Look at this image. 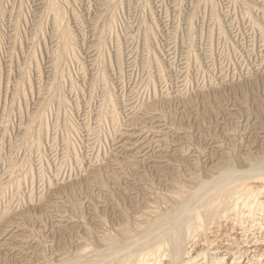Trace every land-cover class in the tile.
Returning a JSON list of instances; mask_svg holds the SVG:
<instances>
[{
	"label": "rangeland",
	"instance_id": "1",
	"mask_svg": "<svg viewBox=\"0 0 264 264\" xmlns=\"http://www.w3.org/2000/svg\"><path fill=\"white\" fill-rule=\"evenodd\" d=\"M263 177L264 0H0V264H264Z\"/></svg>",
	"mask_w": 264,
	"mask_h": 264
},
{
	"label": "bare ground",
	"instance_id": "2",
	"mask_svg": "<svg viewBox=\"0 0 264 264\" xmlns=\"http://www.w3.org/2000/svg\"><path fill=\"white\" fill-rule=\"evenodd\" d=\"M253 168H254V167H253ZM253 168H252V169H253ZM249 169H250V168H249ZM252 169H250V170H252ZM253 170H254V171H253V173H254V172H255L256 170H258V169L255 168V169H253ZM226 171H227V169L224 170L222 173H224V172L226 173ZM232 171H233V169H232ZM248 172H249V171H248ZM258 172H259V171H258ZM222 173L219 174V175H221V178H223V176L225 175V174L223 175ZM251 173H252V171H251ZM253 173H252V175H253ZM261 173H262V172H261ZM226 174H227V173H226ZM232 174H233V172H232ZM243 174H244V173H243ZM262 174H263V173H262ZM227 175H228V174H227ZM227 175H226V176H227ZM244 175H245V174H244ZM238 176H239V175H238ZM238 176H237V177H238ZM241 176H242V175H241ZM247 176H248V175H247ZM247 176H246V177H247ZM257 176H258V175H257ZM235 177H236V176H235ZM219 178H220V176H219ZM221 178H220V179H221ZM227 178H228V177H227ZM263 178H264V177H263ZM215 179H216V178H215ZM215 179H214V180H215ZM220 179H217V180H220ZM228 179H229V178H228ZM249 179H250V177H249ZM229 180H230V179H229ZM229 180H228V181H229ZM233 180H234V179H233ZM233 180H232V182H233ZM235 180H238V178L235 179ZM243 180H244V179H243ZM207 181H208V180H207ZM207 181L205 180L204 182H207ZM210 181H213V180H210ZM210 181H209V182H210ZM209 182L207 183V185L209 184ZM230 182H231V180H230ZM237 182H238V181H237ZM240 182H241V181H240ZM210 183H211V182H210ZM217 183H218V182H217ZM217 183H216V184H217ZM221 183H223V182H221ZM233 183H234V182H233ZM212 184H214V182H213ZM230 184H231V183H230ZM202 185H203V184H202ZM202 185L200 186V188L203 187ZM207 185H206V186H207ZM209 185H210V184H209ZM221 185H222V184H221ZM228 185H229V184H228ZM206 186H205V187H206ZM218 186H220V183H219ZM218 186H216L218 189H221V188H222V186H220L221 188L218 187ZM205 187H204V188H205ZM207 187H208V186H207ZM214 187H215V186H214ZM224 187H225V186H224ZM180 188H181V187H180ZM210 188H211V190H210ZM210 188H209L210 191H208V194H209V195H210L211 192H214V190H218L217 188L214 189L212 186H211ZM212 188H213V189H212ZM207 190H208V189H207ZM244 190H245V189H244ZM250 190H251V189H250ZM247 191H248V190H247ZM254 191H255V190H254ZM195 192H196V191H195ZM195 192H194V193H195ZM201 192H202V191H201ZM201 192H199V193H201ZM229 192H231V190L228 189L227 193H229ZM255 192H256V191H255ZM256 193H257V192H256ZM256 193H255V194H256ZM182 194H183V193H182ZM206 194H207V192H206ZM206 194H205V195H206ZM216 194H217V193H216ZM216 194H215V193H212L208 199L214 198V200H215V199H216V198H215ZM249 194H250V193H249ZM178 195H179V194H178ZM193 195H194V194H193ZM195 195H196V194H195ZM209 195H207V196H209ZM237 195H238V194H237ZM237 195H236V198H237ZM246 195H247V194H246ZM246 195H245V196H246ZM256 195H257V194H256ZM256 195H255V196H256ZM240 196H241V195H240ZM240 196H238V197H240ZM241 197H242V196H241ZM250 197H251V196H250ZM188 198H189V197H188ZM193 198H194V197H193ZM204 198H205V197H203L202 199H204ZM233 198L236 199L235 197H233ZM233 198H232V199H233ZM254 198H255V197H254ZM200 199H201V198H200ZM208 199H207V200H204V204H203L202 206L200 205V208H204V211H206V212L203 213V212H201V211H195V212L193 213V215H192V219H195V222H196V223H195V224H196L195 226H197V227H198V226L201 227V225H202V221L204 222V220H203V216H204V214L209 215V213L211 212V210H212V208H213V203H212L210 200H208ZM239 199H240V198H239ZM239 199H238V200H239ZM250 199H251V198H250ZM252 199H253V197H252ZM242 200H243V199H242ZM248 200H249V199H248ZM257 200H258V199H257ZM181 201H182V200H181ZM186 201H187V199H186ZM189 201H190V200H189ZM189 201H187V202L189 203ZM198 201H199V199H198ZM231 201H232V200H231ZM240 201H241V200H240ZM240 201H239V202H240ZM245 201H246V200H245ZM200 202H203V201H200ZM251 202H252V201H251ZM255 202H256V201H255ZM195 203H196V202H195ZM197 203H198V202H197ZM197 203H196V204H197ZM227 203H228V201L226 200V201H225V204H227ZM247 203H249V201H248ZM190 204H191V203H190ZM196 204H195V205H196ZM198 204H199V203H198ZM260 204H261V203H260ZM237 205H241V204H237ZM245 205H246V203H245ZM186 206H187V204L184 203V205H182L181 208H185ZM227 206H229V205H227ZM243 206H244V205H243ZM250 206H251V205H250ZM187 207H190V206H187ZM193 208H194V207H193ZM190 209H191V208H190ZM237 209H238V208H237ZM187 210H189V209H186V211H187ZM191 210H192V209H191ZM189 211H190V210H189ZM185 213H186V212H185ZM187 213H188V212H187ZM187 213H186V215H187ZM218 214H219V213H218ZM161 216H163V215H161ZM165 216H166V215H165ZM168 216H170V215H168ZM211 216H212V215H211ZM163 217H164V216H163ZM179 217H180V216H179ZM212 217H213V216H212ZM170 218H171V217H170ZM182 218H183V216H181L180 219H182ZM188 218H189V217H188ZM161 219H162V218H161ZM165 220H166V218H165ZM165 220H164V222H165ZM170 220H172V218H171ZM182 220H185V219H182ZM157 221H158V220H157ZM153 222H154V221H153ZM160 222H161V221H160ZM164 222H163V223H164ZM184 222H185V221H184ZM193 222H194V221H192V223H193ZM163 223H162V224H163ZM190 223H191V222H190ZM192 223H191V224H192ZM150 224H151V223H150ZM155 224H156V223H155ZM184 224H185V223H184ZM206 224H207V223H206ZM206 224H205V225H206ZM148 225H149V224H148ZM156 225H157V224H156ZM186 225H187V224H186ZM205 225H204V226H205ZM154 226H155V225H154ZM159 226H161V224H160ZM159 226H158V227H159ZM182 226H183V225H182ZM188 226H189V225H188ZM188 226H186V227H187V230L189 229ZM151 227H153V226H151ZM158 227H157V228H158ZM166 227L168 228V224L166 225ZM193 227H194V226H193ZM163 228H164V227H163ZM167 228H166V229H167ZM177 228H179V227H177ZM148 229H149V228H148ZM171 229H172V228H171ZM171 229H170V230H171ZM173 229H174V228H173ZM145 230H146V229H145ZM157 230H158V229H157ZM160 230H161V229H160ZM167 230H168V229H167ZM170 230H169V231H170ZM179 230H180V228H179ZM194 230H195V229H194ZM149 231H150V230H148V232H149ZM162 231H163V230H162ZM188 231H190V230H188ZM197 231H198V230H197ZM144 232H145V231H144ZM152 232H153V231H152ZM152 232L150 231V233H152ZM202 232H203V231H202ZM152 234H155V233L153 232ZM152 234H151V235H152ZM188 234H189V233H188ZM148 235H149V234H148ZM159 235H160V234H159ZM179 235H180V231L173 232L172 234L169 233V234L167 235V237L171 239L172 245H175V244H176V241H178V239H179ZM141 236H142V234H141ZM141 236H140V237H141ZM152 236H153V235H152ZM154 236H155V235H154ZM181 236H182V235H180V237H181ZM140 237H139V238H140ZM143 237H145V236H143ZM150 237H151V236H150ZM156 237H159V236H155V237L153 238V240H152L150 243H146V245H145L144 243H141V244H144V245H141V246H143V247L145 246V248H147L148 251H149V253H151V254H157V245H158L159 242H156V241H158V240H156ZM146 238H148V236H147ZM146 238H142V239L144 240V239H146ZM151 238H152V237H151ZM165 238H166V237H165ZM142 239H139L140 242L143 241ZM181 239H182V238H181ZM146 240H148V239H146ZM165 240H166V239H165ZM109 242H110V241H109ZM135 242H136V241H135ZM140 242H139V243H140ZM143 242H144V241H143ZM148 242H149V241H148ZM163 242H164V241H163ZM163 242H162V243H163ZM107 243H108V241H107ZM111 244L113 245L114 243H111ZM111 244H108L109 247L112 246ZM115 244H116V243H115ZM115 244L113 245L114 247H116ZM110 245H111V246H110ZM134 245H135V244H134ZM139 245H140V244H139ZM113 246H112L111 248H113ZM135 246H136V245H135ZM135 246H134V247H135ZM137 246H138V245H137ZM141 246H140V247H141ZM178 246H179V245H178ZM179 247H180V246H179ZM138 248H139V247H138ZM145 248H144V250H145ZM127 249H128V248H127ZM141 249L143 250V248H141ZM147 249H146V251H147ZM161 249H162V248H160V250H161ZM133 250H134V249H133ZM160 250H159V253H160ZM128 251H129V250H128ZM128 251H126V252H128ZM134 251H135V250H134ZM163 251H164V249H163ZM118 252H119V251H118ZM129 252H130V251H129ZM159 253H158V254H159ZM181 253H182V252H181ZM123 254H124V253H123ZM114 255H116V254L114 253ZM152 256H153V255H152ZM142 257H143V256H142ZM111 258H112V257H111ZM153 258H154V256H153ZM109 259H110V258H109ZM159 260H160V259H159ZM95 261H96V260H95ZM95 261H94V262H95ZM219 261H220V260H219ZM77 262H78V261H77ZM103 262H104V261H103ZM85 263H86V262H85ZM90 263H92V262H90ZM100 263H101V262H100ZM105 263H106V262H105ZM110 263H111V262H110ZM112 264H113V263H112ZM153 264H154V263H153Z\"/></svg>",
	"mask_w": 264,
	"mask_h": 264
}]
</instances>
